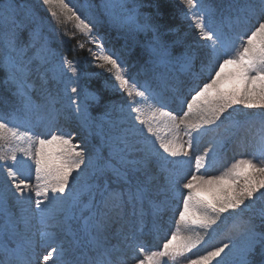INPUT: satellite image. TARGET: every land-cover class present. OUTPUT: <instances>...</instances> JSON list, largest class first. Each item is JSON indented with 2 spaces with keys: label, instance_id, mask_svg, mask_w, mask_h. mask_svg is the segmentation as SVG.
I'll use <instances>...</instances> for the list:
<instances>
[{
  "label": "snow or ice",
  "instance_id": "obj_1",
  "mask_svg": "<svg viewBox=\"0 0 264 264\" xmlns=\"http://www.w3.org/2000/svg\"><path fill=\"white\" fill-rule=\"evenodd\" d=\"M181 3L189 9L187 15L197 29L200 39L207 42L208 51L202 61L200 73L194 71L193 55L182 52L178 57L173 56L169 46L156 35L157 29L154 25L148 22L139 24L133 15L126 17V23L140 30L153 32L151 53L155 57L153 63L157 67L168 69L179 62L182 70L191 74L194 81L200 74H207V80L202 86L199 83L193 84L190 93L194 94L185 101L187 111L183 115L184 117L196 115L198 120L195 123H186L181 119L177 124L176 115L168 111H159L160 117L168 118L167 134L173 139L161 137L149 124L147 131L155 140L149 141L145 147L138 150L142 155L132 162L131 169L122 170L110 162L98 161L93 182L89 184L85 198L74 197L72 215L58 208L57 204L66 198V191H71V181L77 179L73 174L78 175L83 170L82 165L88 167V160L85 152L78 150L80 146L73 142L70 134L55 132L50 138L27 135V139L35 144L34 153L31 144L27 149L19 150L33 161L35 184L26 182L21 175V168L15 166L22 165L15 154V149L10 157L13 165H2L8 180L11 181V187L15 189V195L20 198L17 203L20 205L30 203L31 193L34 192L36 197L34 215L39 217V222L46 227H60L65 233L69 247L60 245L53 248V252L58 253L61 258L62 264H128L123 257L113 259L112 253L116 249L109 244L107 236L104 235L106 221L111 214L118 213L126 205H130L133 216L139 217L142 222L146 208L156 215L170 200H182L179 222L191 229H203L205 235H208L210 230L215 231L213 226L224 223L229 216L241 219L244 212L251 213L246 220H242L246 225V243L240 250L239 264H251L249 256L257 245L264 255V230H258L264 229V0H247L242 6L234 9L235 15L229 14L226 17L221 15L219 20L215 18L216 14L204 0H181ZM42 4L50 8L53 6L59 8V12L50 11L58 25L75 21L79 34L86 37L97 49L88 50L93 59L99 62L96 66L111 72L122 91L129 96L134 93L144 103L151 104L158 99L159 103L163 104V88L167 87L166 73L158 74V83L162 85L160 91L154 90L148 83L137 86L126 78L119 56L105 49L104 38L99 33H94V24L85 22V19L65 0H42ZM100 7L105 14L112 15L113 5L105 2ZM119 7L123 8L124 5L121 4ZM192 9H198L199 14L192 12ZM20 13L34 19L27 6L18 0H0V36L3 37L8 50L0 69L7 74L8 82L15 86L18 101V107L12 113L7 116L0 115V141L20 138V128L16 121L21 118L27 119L35 112L44 110L49 123L56 119L54 104L49 101L42 105L32 98L30 75L33 59L28 55L29 48L35 49L39 45L38 60L47 63L51 49L42 32L38 30L30 33L27 45L19 43V32L24 27L19 19ZM225 20L229 24L235 21L238 24L249 25L248 33L237 37L241 43L235 55L229 52L233 39L222 28ZM62 35H67L68 39L76 38L75 33L65 32ZM75 46L82 49L84 42L77 40ZM70 65L71 62L65 58L63 66ZM71 71L73 75H78L75 66H71ZM71 92L74 94L71 103L75 105L78 117L86 114L87 101L100 102L99 96L85 92L82 106L81 89L75 83L71 87ZM129 107L133 113L140 112V107L135 101H130ZM156 115L157 112L154 111L153 118ZM136 120L141 125L146 124L139 114ZM226 123L225 132L228 133L229 139L256 127L259 156L254 153L246 159H238L220 175L208 176V170L217 163L222 145L216 142L201 154L194 155L193 164L195 148L203 135L217 131ZM181 124L184 125L182 131L187 139L178 142L176 138L181 134ZM181 157L184 159H180ZM4 159L5 157L0 155V160ZM187 165H193L194 171L185 172ZM106 171H110L117 182L123 181V186L111 188L106 179L101 182ZM241 176L242 184L239 182ZM182 189L186 190V193ZM257 201L261 204L259 209L254 208ZM76 212L80 213L78 217ZM257 219L260 221L259 225L256 224ZM74 220L84 221L78 225V231L73 227ZM20 225H23L20 242L11 249L7 243L0 247V264H34L36 252L29 235L32 217H22L19 225L14 227L19 228ZM206 242L204 236L199 234L194 237H182L178 231L173 232L171 238L163 243L162 249L145 255L137 264H167L165 258L172 261L182 258L186 264L213 262L220 264L217 258L221 257L230 245L225 243L204 254L194 251ZM141 251L144 250L141 248ZM65 254H71L73 259L64 262ZM51 255L52 253H48L43 257L45 264Z\"/></svg>",
  "mask_w": 264,
  "mask_h": 264
},
{
  "label": "trees",
  "instance_id": "obj_2",
  "mask_svg": "<svg viewBox=\"0 0 264 264\" xmlns=\"http://www.w3.org/2000/svg\"><path fill=\"white\" fill-rule=\"evenodd\" d=\"M18 2L26 5L28 12L34 15V19H32L31 16L20 13L19 19L23 22L24 27L19 32V43L27 45L30 33L33 30H38L42 32L51 49V55L48 56L47 63L38 60L39 45L35 49H28V55L33 59L30 75L32 98L42 105L47 104L49 101L54 104L56 110L55 121H58L60 125L57 132L70 134L73 142L80 146L78 150L84 151L88 160V167L82 165L83 170L78 175L73 174L77 176V179L71 181V191H66V198L63 202L57 204L58 208L65 211L73 206L74 197L75 199L85 198L88 186L93 182L98 161L110 162L111 165L122 170L133 167L132 162L138 160L142 155L138 150L145 147L149 141L155 140V137L148 133L147 125L150 124L161 137H167L169 140L173 137L167 134L166 124H168V118L160 117L158 114L159 111H164V109H159L156 106L159 103L158 99L148 104L141 101V98L136 97L134 93L129 96L122 91L111 72L107 71L106 68L96 66L99 62L93 59L88 50L91 48L93 51H97V49L94 44L88 42L86 37L79 34L75 27V21L58 25L55 18L50 15V11L56 10L59 12V8L45 6L42 4V0H18ZM65 2L74 11H77V14L85 19V22L95 25L94 33H99L104 38L103 44L106 50L115 52L119 56L125 69V76L131 82L137 86L148 83L152 85L154 90L160 91L162 85L158 83L157 77L159 73L164 72L166 73L165 79L167 82V87L163 88L164 102L172 96L178 103L183 105L186 104V100L191 98L190 92L184 95L190 90L189 87L186 86L187 88L180 89L181 77L173 75L177 73V71L174 72V67H178L180 63L177 62L168 69L157 67L153 63L155 57L151 53L153 32L151 30H140L136 26L126 23V17L133 15L139 24L148 22L154 25L157 29L156 35L169 46L174 57H178L182 52H194L193 47L200 45L204 51L203 61L205 53L208 51L207 42L200 39L197 29L187 15L189 9L181 3V0H65ZM105 2L114 6L111 10V16L105 14L100 7ZM204 2L216 14L215 18L219 20L221 15L225 17L229 14L235 15L234 9L242 6L247 0H204ZM121 4L124 5L123 8L119 7ZM191 11L199 14L198 9H192ZM245 25L243 23L238 24L235 21L231 24L227 20L224 21L223 31L233 39L229 52L232 51L234 44L240 41L237 37L248 33V30L243 31ZM65 32L68 34L75 33L76 38L68 39L67 35H62ZM77 40L84 42L82 49L75 46ZM34 53L36 54L34 55ZM7 54L5 41L0 36V65L3 64ZM65 58L71 62L69 67L63 66ZM202 61L199 59V72ZM71 66L78 69V75H73ZM177 70L180 72L179 69ZM201 75L207 77L206 73ZM73 83L81 89L80 100L82 106H84L85 92L100 97L99 103L92 100L87 101L86 114L82 117L76 115L75 105L71 103V98L74 95L71 92ZM177 90H181V95L174 93ZM130 101L138 103L139 113L131 112ZM17 107L15 86L8 82L7 74L0 69V115L7 116ZM154 111L157 112V115L153 118L152 113ZM42 113L43 118L47 119L44 110ZM138 114L146 121L145 125L137 122L136 116ZM189 117L193 120V123L198 120L196 115H189ZM62 122L67 125V128L63 130H61ZM16 123L20 128V138L0 141V155L5 157L4 160H0V187L3 184L11 185V181L8 180L7 173L3 170L2 165H13L14 162L10 157L14 149L18 160L22 162V165L15 166L21 168V175L26 182L35 184L33 161L28 159L25 153L19 149H27L31 144L34 153L35 144L27 139V135L36 136L29 129V117L27 119L21 118ZM226 127L227 123L220 128L221 134H225L219 139L208 142L206 148H210L214 143L219 142L222 145L219 149V157L221 155L229 157V155L233 156L239 152L247 153V151L259 156L256 143V127L231 139L228 138V133L225 132ZM212 133L209 132L206 135L210 136ZM76 134H79V137H76ZM156 146L158 148V144ZM180 159L184 158L181 157ZM191 166L193 165L185 166V172H188V168ZM105 176L108 178L111 188L123 186V181L117 182L116 177L110 171H106ZM161 178L163 179V174H161ZM239 182L243 183V176H241ZM56 195L59 196V194ZM260 207L261 204L257 201L254 208L259 209ZM132 214V207L126 205L120 212L111 214L106 221L105 228L108 230L114 223H119L122 217ZM250 214L244 212L241 214V219L229 216L224 223L213 226L215 231L210 230L208 235L204 234L203 229L187 227L186 237H194L197 234L204 236L207 242L194 250L200 254L225 243L229 244L230 248L225 249V253H222L221 257L217 259L220 260V264H239L240 250L246 243V225L243 224L242 220H246ZM76 215L79 216L80 213L76 212ZM256 224H260L259 219L256 220ZM258 230L264 229L258 228ZM249 259L251 264H264V255L261 254L259 245L250 254Z\"/></svg>",
  "mask_w": 264,
  "mask_h": 264
},
{
  "label": "rangeland",
  "instance_id": "obj_3",
  "mask_svg": "<svg viewBox=\"0 0 264 264\" xmlns=\"http://www.w3.org/2000/svg\"><path fill=\"white\" fill-rule=\"evenodd\" d=\"M196 39L198 37H195ZM199 39V38H198ZM193 51H189L188 53L190 55H193L195 57L194 65H196V60L201 59L203 56V49L200 47V45H195L193 47ZM199 57H196V56ZM197 58V59H196ZM196 67V66H195ZM196 69V68H195ZM35 112L31 115L30 121L33 123L35 131L37 133V136H45L46 133L49 131L50 125H45L49 123L48 120H45L42 117V112ZM184 113L181 114H172L177 116L176 123L179 124L181 119H184L186 123H193V120L188 116L184 117ZM44 126V129L42 130ZM181 134L177 138L178 142L186 140V136L183 135V127L184 125L181 124ZM66 128L65 125L62 126V130ZM77 137V134H76ZM79 137V134H78ZM234 163V162H233ZM214 176V175H209ZM107 180L109 186L110 183L108 181V178L104 175V177L101 178V182L103 180ZM1 180V179H0ZM161 182L163 180L161 179ZM186 182V181H184ZM186 193V190H183ZM20 199L15 195V189L11 187V185L3 184L0 188V238L2 235H7L11 241H13L14 246H16L17 242H20L21 236L23 234V225H20L19 228H15L14 225H19L20 219L22 217L28 216L32 217V227L29 235L31 236L33 246L35 248L36 256L34 258V264H45V261L43 257L47 255L48 253H52V255L49 257V261L47 264H53V260L55 258V264H61V258L59 257L58 253L53 252V248L59 247L60 245H63L65 248L69 247L68 241L65 238V233L60 227L56 226H44L39 222V217L35 216L34 213L36 212L35 209V200L36 197L33 195V192L31 193V201L30 203H25L23 205H20L17 203V200ZM180 201H174L170 200L168 205L164 207V209H169V211L176 205H179ZM73 211V206L70 207L69 210H65V212L68 215H72L70 211ZM77 216V215H76ZM78 217V216H77ZM150 223L153 226V234L156 235V240L154 243L150 245V249L154 248H160L163 246V243L167 242L168 239L171 238V235L173 232L180 231V235L182 237H185L184 228L185 225L179 222V215L175 214L174 216H168L166 218H163L159 215H152L151 216ZM7 222V231H5V223ZM73 227L76 231H78V225L82 224L81 220H74L72 221ZM182 229V230H181ZM188 229V228H187ZM155 232V233H154ZM151 239V238H150ZM2 240V238H1ZM64 240H66L64 242ZM110 242H113L115 245L119 246L118 249H116L113 253V259L120 257V253L123 250H127V248H131V245L133 244L132 238L129 234H120L117 236L116 239H109ZM124 242H127L123 245ZM151 243V240L148 242ZM132 253L129 255L134 260V254H136L135 247H132ZM156 250H152L150 252H153ZM138 254V252H137ZM142 251L138 254L139 257H143ZM144 258V257H143ZM64 259V258H63ZM128 264H135L131 263L130 260L125 257ZM167 260V264H180V263H173L170 259L165 258Z\"/></svg>",
  "mask_w": 264,
  "mask_h": 264
}]
</instances>
